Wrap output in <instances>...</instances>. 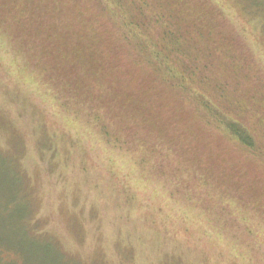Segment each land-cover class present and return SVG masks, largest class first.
Returning <instances> with one entry per match:
<instances>
[{
	"label": "rangeland",
	"instance_id": "obj_1",
	"mask_svg": "<svg viewBox=\"0 0 264 264\" xmlns=\"http://www.w3.org/2000/svg\"><path fill=\"white\" fill-rule=\"evenodd\" d=\"M202 1L200 10L204 5L209 10V0ZM210 2L227 12L216 32L236 46L228 59L244 68L251 60L247 72L228 75L226 90L241 99L254 97L252 107L262 113L261 25L236 0ZM107 28L116 35L101 34L110 49L106 55L126 59L130 41ZM10 43L0 33V152L18 158L32 200L28 228L35 234L9 226L5 208L19 186L13 163L1 161L0 219L6 221H0V239L7 244L0 248V264H264V127L254 113L244 119L255 138L249 153L224 140L216 121L209 120L198 152L187 159L181 149L171 157L166 152L164 160L140 167L131 158L135 145L130 150V141L118 146L100 138L86 116L90 111L79 112L72 97L58 95L34 66L32 53L23 56ZM217 54L223 58V51ZM125 63L122 75L129 72ZM207 95L226 113V94L215 89ZM189 143L195 149L194 141ZM23 203L18 200L21 208ZM37 230L46 235L37 236Z\"/></svg>",
	"mask_w": 264,
	"mask_h": 264
},
{
	"label": "trees",
	"instance_id": "obj_2",
	"mask_svg": "<svg viewBox=\"0 0 264 264\" xmlns=\"http://www.w3.org/2000/svg\"><path fill=\"white\" fill-rule=\"evenodd\" d=\"M193 1L0 0V33L7 42L13 41L8 45L21 50L23 56L32 53L34 66L43 70L58 95L72 97L79 112L90 111L86 116L91 117L100 138L118 146L130 141V150L135 145L138 150L131 158H137L140 167L154 165L153 160H164L166 152L171 157L181 149L186 159L190 153L198 152L209 120L216 121L224 140L249 153L255 149V138L244 119L249 121L252 112L264 127V112L258 113L256 106L252 107L254 97L238 98L236 91L226 90L225 85L228 75L247 72V61L251 60L246 59L244 68L228 59V51L234 56L236 46L227 45L228 38L221 39L216 32L218 19L227 16L226 10L219 5L216 11L209 0L211 8L206 10L204 5L201 11L203 1L195 0L196 6ZM236 3L261 25L264 44L263 3ZM106 25L130 41V55L126 59L122 56L111 60L110 53L106 55L105 50L110 49L101 34L104 31V35H116L108 28L105 30ZM244 45L242 49H246ZM218 50L223 51V58L214 55H218ZM125 62L129 72L122 75L119 72L123 66L127 70ZM207 67L210 72L204 74ZM215 89L222 97L227 95L226 113L207 95ZM243 103L244 108L240 107ZM188 141H194L195 149ZM8 151L4 155L0 152V162L6 161L9 166L13 163L19 188L18 196L6 205L5 216H10L9 226L18 227L13 232L34 233L27 220L32 214L31 196L26 192L18 158L4 157ZM53 153L59 154L56 149ZM18 200L24 201L22 208ZM230 205H235L234 201ZM17 207L14 213L12 208ZM0 221L6 220L3 217ZM37 231V236L46 235ZM6 244L0 239V248Z\"/></svg>",
	"mask_w": 264,
	"mask_h": 264
}]
</instances>
